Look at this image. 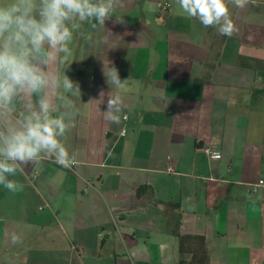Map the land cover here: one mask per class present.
Wrapping results in <instances>:
<instances>
[{"label": "crops", "instance_id": "crops-1", "mask_svg": "<svg viewBox=\"0 0 264 264\" xmlns=\"http://www.w3.org/2000/svg\"><path fill=\"white\" fill-rule=\"evenodd\" d=\"M229 9L230 36L177 0H120L101 30L68 22L79 27L47 71L80 85L79 98L62 86L53 98V115L62 97L80 108L62 138L75 163L45 157L10 177L23 190L0 186V264H201L198 237L207 264H264V187L253 191L264 178V0ZM110 67L124 87L106 82ZM109 95L122 98L119 123L103 115ZM39 98L15 99L0 123ZM179 236L191 237L183 255Z\"/></svg>", "mask_w": 264, "mask_h": 264}, {"label": "clouds", "instance_id": "clouds-1", "mask_svg": "<svg viewBox=\"0 0 264 264\" xmlns=\"http://www.w3.org/2000/svg\"><path fill=\"white\" fill-rule=\"evenodd\" d=\"M120 0H0V121L13 112V101L20 97L40 95L36 110L25 105L24 112L8 123H0V186L10 192L23 190V185L10 177L25 166L37 165L47 157L65 169L75 163L62 138L75 127L80 108L72 99L62 97L66 111L53 115V98L61 86L71 96L79 98L78 82L64 75L61 79L47 71L59 53L68 52V42L79 25L68 22L89 21L93 29L104 28L113 17ZM251 0H230L237 8H245ZM189 18L199 20L204 27L216 28L230 36L235 25L230 15L229 0H177ZM123 23V18H117ZM92 40V36L86 37ZM100 43L110 45V33ZM111 88L124 87L118 70H105ZM103 98L104 93H100ZM96 102H102L96 101ZM122 98L109 95L103 115L112 123L122 118Z\"/></svg>", "mask_w": 264, "mask_h": 264}, {"label": "trees", "instance_id": "trees-1", "mask_svg": "<svg viewBox=\"0 0 264 264\" xmlns=\"http://www.w3.org/2000/svg\"><path fill=\"white\" fill-rule=\"evenodd\" d=\"M180 237V250H181V254L183 255L186 250L185 248L186 246V239L191 238L189 236H179ZM201 241L200 243V249L202 250V255L199 259H200V263L201 264H207L208 263V255H207V249H206V242H205V238L204 237H198ZM196 260V257L193 258V262ZM184 257H181V263H184Z\"/></svg>", "mask_w": 264, "mask_h": 264}, {"label": "built area", "instance_id": "built-area-1", "mask_svg": "<svg viewBox=\"0 0 264 264\" xmlns=\"http://www.w3.org/2000/svg\"><path fill=\"white\" fill-rule=\"evenodd\" d=\"M123 118L126 119L127 115H124ZM125 132H126V129H123L122 133L124 134ZM204 151L207 155H213L215 157H219V152L211 150L210 147H205ZM34 177L36 178L37 175H34ZM262 187H264V178L258 179V181L253 184V191L256 192L258 191L259 188H262Z\"/></svg>", "mask_w": 264, "mask_h": 264}]
</instances>
